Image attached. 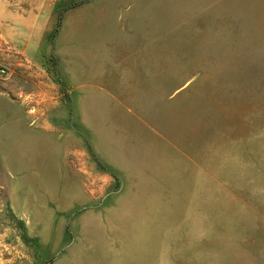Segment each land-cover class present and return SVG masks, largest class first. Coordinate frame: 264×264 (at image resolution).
Wrapping results in <instances>:
<instances>
[{"label": "rangeland", "instance_id": "1", "mask_svg": "<svg viewBox=\"0 0 264 264\" xmlns=\"http://www.w3.org/2000/svg\"><path fill=\"white\" fill-rule=\"evenodd\" d=\"M3 68L0 264H264V0H0Z\"/></svg>", "mask_w": 264, "mask_h": 264}, {"label": "bare ground", "instance_id": "2", "mask_svg": "<svg viewBox=\"0 0 264 264\" xmlns=\"http://www.w3.org/2000/svg\"><path fill=\"white\" fill-rule=\"evenodd\" d=\"M96 35V34H95ZM95 38V37H94ZM93 39V38H92ZM102 41V40H101ZM110 41V38H107V41H106V44H105V49H104V52H103V55H100L99 53H98V50H97V48H95L96 47V45H95V47L93 48V51H92V53H90L89 51L87 52V50H86V48L84 47V45H81V46H77L76 47V50H75V54L77 55H75V57L80 61V63H81V68H83V63L85 64V63H87L86 61H87V59H88V57H91V62H92V64H93V66L95 67V68H97V66H98V64H99V62L101 61V58L102 57H105L106 59H107V57H108V55H109V53H108V51L111 49V43L109 42ZM75 49V48H74ZM73 53V52H72ZM86 53H89L88 55L86 54ZM103 60V59H102ZM89 65V64H88ZM88 67V66H87ZM80 67H78V68H76L77 69V71H78V74H79V77H80V69H81ZM94 69V68H93ZM89 72V71H88Z\"/></svg>", "mask_w": 264, "mask_h": 264}, {"label": "crops", "instance_id": "3", "mask_svg": "<svg viewBox=\"0 0 264 264\" xmlns=\"http://www.w3.org/2000/svg\"><path fill=\"white\" fill-rule=\"evenodd\" d=\"M107 38H109V37H107ZM85 48L87 47V46H84ZM93 51V50H92ZM73 72L79 77V75H78V71H77V69L75 68V69H73Z\"/></svg>", "mask_w": 264, "mask_h": 264}, {"label": "built area", "instance_id": "4", "mask_svg": "<svg viewBox=\"0 0 264 264\" xmlns=\"http://www.w3.org/2000/svg\"><path fill=\"white\" fill-rule=\"evenodd\" d=\"M4 73H6V70L3 68L2 70H0V75Z\"/></svg>", "mask_w": 264, "mask_h": 264}]
</instances>
